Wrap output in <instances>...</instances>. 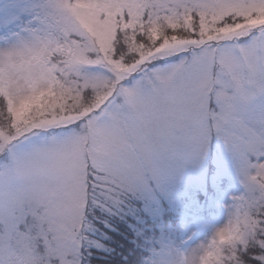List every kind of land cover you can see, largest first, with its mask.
I'll return each mask as SVG.
<instances>
[{
  "label": "snow or ice",
  "instance_id": "1",
  "mask_svg": "<svg viewBox=\"0 0 264 264\" xmlns=\"http://www.w3.org/2000/svg\"><path fill=\"white\" fill-rule=\"evenodd\" d=\"M210 152L243 191L150 264H264V0H0V264H82Z\"/></svg>",
  "mask_w": 264,
  "mask_h": 264
},
{
  "label": "rangeland",
  "instance_id": "2",
  "mask_svg": "<svg viewBox=\"0 0 264 264\" xmlns=\"http://www.w3.org/2000/svg\"><path fill=\"white\" fill-rule=\"evenodd\" d=\"M242 191L234 169L225 170L215 159L214 152H210L199 165H187L181 172L166 178L161 186L155 189V200L152 203L154 208L147 216L162 217L167 205L174 215L178 216L179 242L176 237L163 235L162 221L159 224L160 234L152 243L155 248L151 250L147 264H150L155 250L162 244L180 250L213 235L228 219L226 205L232 204L233 196ZM136 219L142 222L146 218L143 214L136 216Z\"/></svg>",
  "mask_w": 264,
  "mask_h": 264
},
{
  "label": "trees",
  "instance_id": "3",
  "mask_svg": "<svg viewBox=\"0 0 264 264\" xmlns=\"http://www.w3.org/2000/svg\"><path fill=\"white\" fill-rule=\"evenodd\" d=\"M133 204L137 209L135 215L125 212L118 216L95 208L93 212L98 219H94L89 213L91 227L86 229L81 247L82 264H147L162 221L163 235L176 237L179 242L178 216L166 204L162 217L147 216L142 222L137 221L136 216H143L144 202L136 199ZM153 208L151 204L150 209Z\"/></svg>",
  "mask_w": 264,
  "mask_h": 264
}]
</instances>
